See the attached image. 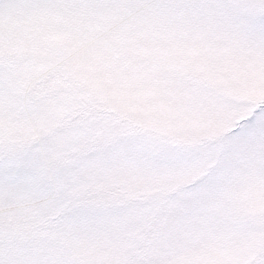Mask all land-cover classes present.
Returning <instances> with one entry per match:
<instances>
[{
	"label": "snow or ice",
	"instance_id": "obj_1",
	"mask_svg": "<svg viewBox=\"0 0 264 264\" xmlns=\"http://www.w3.org/2000/svg\"><path fill=\"white\" fill-rule=\"evenodd\" d=\"M0 264H264V0H0Z\"/></svg>",
	"mask_w": 264,
	"mask_h": 264
}]
</instances>
